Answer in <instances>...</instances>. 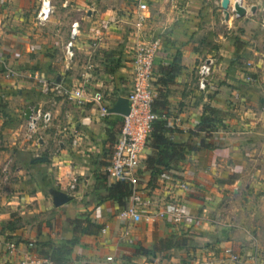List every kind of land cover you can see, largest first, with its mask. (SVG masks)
<instances>
[{"label":"crops","instance_id":"crops-1","mask_svg":"<svg viewBox=\"0 0 264 264\" xmlns=\"http://www.w3.org/2000/svg\"><path fill=\"white\" fill-rule=\"evenodd\" d=\"M50 1L53 13L41 22L42 0H0V264L39 255L36 244H66L76 220L82 225L71 264H264V0H230L229 18L222 0ZM139 2L150 9L141 25ZM76 21L80 34L68 60ZM154 41L156 76L177 52L183 67L169 87L167 136L194 148L185 158L174 149L155 176L147 160L158 149L149 138L127 205L137 198L146 210L149 197L155 207L159 197L176 201L181 224L126 219L127 205L107 197L102 176L115 146L110 135L117 141L121 130L109 120L118 115L102 118L96 102L42 92L45 80L57 83L68 73L72 87H86L89 96L101 91L115 104L130 90L136 48ZM111 59L121 62L114 74L105 69ZM205 60L214 66L202 91ZM36 106L51 121L39 120L30 131L26 112ZM207 106L219 111L210 135L200 128ZM183 182L189 191L180 190ZM55 191L70 200L56 206ZM170 238L188 239L161 251L160 241Z\"/></svg>","mask_w":264,"mask_h":264},{"label":"built area","instance_id":"built-area-1","mask_svg":"<svg viewBox=\"0 0 264 264\" xmlns=\"http://www.w3.org/2000/svg\"><path fill=\"white\" fill-rule=\"evenodd\" d=\"M149 6L145 2H139L137 6V14L139 25H141L149 17ZM91 10L89 11V13ZM53 13V6L50 0H42L41 9L38 13V19L41 22L47 21L49 16ZM226 18L230 17L231 12H225ZM228 15V16H227ZM80 34L79 22H74L71 25L70 40L65 46V55L68 60H73L75 57V41ZM96 46V43H93ZM160 41L148 42L136 48L133 60V76L130 90L122 95L129 101V114L121 116L122 125L119 136L114 146V150L110 160L104 167V172L108 176L110 182L129 181L134 184V176L136 170L142 162V154L148 145L150 135L153 131V123L157 115L153 112V103L157 97V87L153 81L154 61L159 52ZM0 62H2V54L0 53ZM251 63H248L250 67ZM214 63L211 60H205L199 68V89L206 91L210 85V79L213 73ZM92 69L91 65L87 66ZM38 74L34 77L38 78ZM66 73L63 75L64 80ZM64 91L68 95V99L75 101L78 104H84L87 101L96 102L100 105V115L102 118H109L114 114L111 108L114 104H107L104 101V95L101 91H96L91 96L86 87H72L68 89L64 83H51L44 81L42 92L48 95L50 92ZM117 102V101H116ZM120 116V115H119ZM39 120L44 122L51 121V113L37 112L29 120V130L35 131ZM181 191H189L188 183H179ZM158 207H155L153 200L149 197L144 207L139 206L137 198L128 204L121 215L126 219L134 221L144 220L145 222H156L160 219H170L174 223L181 224L184 221V216L180 211V206L176 201L158 198ZM33 246V243L30 244ZM9 249H13L12 246ZM230 259L234 262L239 260V256L228 251ZM113 257H108L107 261H113ZM20 264H52L46 258L37 254L29 255Z\"/></svg>","mask_w":264,"mask_h":264},{"label":"trees","instance_id":"trees-1","mask_svg":"<svg viewBox=\"0 0 264 264\" xmlns=\"http://www.w3.org/2000/svg\"><path fill=\"white\" fill-rule=\"evenodd\" d=\"M118 60H109L106 63V70L110 74H114L116 70L121 67V62L119 63ZM182 64H181V53L177 52L175 54V57L169 63L168 65H164L161 67V75L157 78L156 81H154L156 87H157V97L153 103V112L157 115V118L155 119L153 123V131L151 133V139H153V143L155 147L158 149L157 153L154 155H151L148 160L147 164L149 168L152 170V173L159 174L161 171L159 170L160 166L165 163L166 159H169L172 156V152L174 149L179 150V156L182 158H185V152L186 150L191 151L194 147L192 146H183L179 144H173L171 140L167 136V132L169 130V127L167 126V117H168V97L170 94V85L174 84L176 81L177 76L182 71ZM68 73H66V76L64 80H62V77L57 81V84L64 83V85L71 89L72 84L69 79H67ZM56 83V82H55ZM54 92H50L47 96H52ZM126 94V93H125ZM120 97V96H119ZM118 97V98H119ZM117 101V100H116ZM115 101V102H116ZM219 111L207 106L204 109L203 115L201 116L200 121V128L201 130H205V133L207 135H210L211 132L215 130V124L218 120ZM109 122L111 125L115 126L122 124V117L116 116L114 120L110 119ZM111 132V131H109ZM198 135V134H195ZM110 139L112 140V143L115 145L116 138L114 135H110ZM171 150V151H170ZM107 163H105L104 166H106ZM102 186L104 190L108 193L109 198L119 200L124 206L127 205V201H129V198L132 196L134 191V186L132 182L129 181H119V182H110L108 179V176L104 172L102 176ZM75 229H74V235L73 238L66 242V244L55 246L53 244H44V245H38L36 244V248L38 251L39 256L46 258L52 262V264H71V254L73 251L74 246L78 243L80 240V237L77 236L78 231L81 228L82 221L76 220L74 221ZM89 232V229H88ZM81 233H86V230L81 229ZM188 238H181V239H162L160 241V247L161 251L169 250L171 248H181L186 244V240ZM154 249L156 246L153 247ZM146 255L151 254L150 250H146Z\"/></svg>","mask_w":264,"mask_h":264},{"label":"water","instance_id":"water-1","mask_svg":"<svg viewBox=\"0 0 264 264\" xmlns=\"http://www.w3.org/2000/svg\"><path fill=\"white\" fill-rule=\"evenodd\" d=\"M230 0H222V7L225 9V12L228 13V5H229ZM235 9L237 11V13L239 15H245L246 14V9L241 7L240 5H236ZM228 16V15H227ZM38 107L36 106L34 109L29 108L26 112V118L28 120L31 119V116L34 113H37L38 111ZM111 111L114 114L120 115V116H124V115H128L130 108H129V101L126 97L124 96H120L117 99V102L114 104V106L111 108ZM70 200V197L64 193V192H60V191H55L54 192V202L56 206H60L66 202H68Z\"/></svg>","mask_w":264,"mask_h":264},{"label":"rangeland","instance_id":"rangeland-1","mask_svg":"<svg viewBox=\"0 0 264 264\" xmlns=\"http://www.w3.org/2000/svg\"><path fill=\"white\" fill-rule=\"evenodd\" d=\"M152 77H153V81H156L157 78H158V76L155 75L154 71H153V76Z\"/></svg>","mask_w":264,"mask_h":264}]
</instances>
